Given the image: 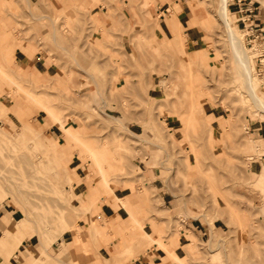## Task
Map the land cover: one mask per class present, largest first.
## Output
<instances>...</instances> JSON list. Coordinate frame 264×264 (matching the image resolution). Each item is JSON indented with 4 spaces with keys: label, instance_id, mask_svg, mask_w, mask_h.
Listing matches in <instances>:
<instances>
[{
    "label": "rangeland",
    "instance_id": "1",
    "mask_svg": "<svg viewBox=\"0 0 264 264\" xmlns=\"http://www.w3.org/2000/svg\"><path fill=\"white\" fill-rule=\"evenodd\" d=\"M78 1L83 6L63 11L47 7V13L55 20L52 36L47 32L52 25L48 20L35 22L33 29L27 30L39 34L36 35L39 50L47 63H53L51 74L40 73L38 79L23 80L20 78L23 74L16 73L1 52V73L12 83L13 77L16 85L13 90L9 88L8 97L1 99L7 105L12 104L15 91L16 96L33 106L31 120H43L45 111L55 124L43 128L44 137L53 135L46 154L54 165L50 171L41 170L44 156L35 153L45 143L42 137V144L27 138L22 145L20 133L13 138L11 133L0 129V190L19 199L20 204L26 205L29 216L41 221L34 231L43 241L49 237L43 231L46 225L54 236L66 229L77 234V220L85 218V212L75 210L78 201L73 190L78 189L74 182L83 181L101 196H115L112 182L119 185L133 182L129 177L126 181L124 175L141 173L147 165L144 155L148 153L155 158L153 164L159 166V184L173 195L174 207L170 211L159 206V197L139 177L147 208L142 228L135 233L144 231L143 221L147 219L151 234L158 235L156 242L168 256L180 257L185 264H264V133L260 130L262 135L253 137L249 129L250 121L252 126L261 125L264 129V111L243 93L225 26L218 14V0H176L183 25L186 26L187 19L193 26L195 41L187 40L174 0H169L168 14L177 18L178 27H171V34L162 32L158 46L152 47L148 45V30L161 27L159 21L163 23L164 19L160 18H166L162 15L164 6L156 7L159 0L150 5L148 0L127 3L111 0L109 4L102 0ZM243 1L241 6L252 7L249 22L261 27L260 38L247 42L249 36L244 34L247 23L240 20L237 0H228L227 20L242 36L253 63L254 87L264 100V59H259L264 57V0L240 3ZM16 9L21 21L14 23L20 28L17 32L26 35L22 27L31 25L34 19L27 14L29 7L19 4ZM107 11L121 14V23L107 29L95 24L93 12L101 16ZM109 29L110 37L101 39V32L105 34ZM149 68L155 72H148ZM58 71L68 84L66 88L60 87L53 77ZM150 78L157 82L154 98L144 97L136 83L139 81L146 87ZM146 108H150L147 114ZM211 111L221 116L217 119L220 128H212ZM8 114L18 128L19 116ZM172 116L177 118L174 126L168 122ZM58 118L64 119L68 132ZM0 126L5 127L1 119ZM74 154L80 158V175L73 166L76 162L69 163ZM33 165L40 172L31 171ZM98 167L107 183L99 177ZM91 205L95 202L91 201ZM154 216L171 219L168 223L159 220L162 225L156 231ZM197 216L209 224L207 234L199 239L191 233L193 241L188 251L182 256L170 254L161 234L169 237L171 232L173 240L178 228H185V218ZM214 221L219 226H214ZM187 231L190 237V229ZM63 236L69 238L70 231ZM77 237L83 241L78 234ZM87 242L86 239L78 245L75 253H91ZM152 243L136 249L120 246L115 256L109 251L103 256L96 250L94 257L99 264H134L138 251ZM50 260V264L70 263L66 259Z\"/></svg>",
    "mask_w": 264,
    "mask_h": 264
},
{
    "label": "crops",
    "instance_id": "2",
    "mask_svg": "<svg viewBox=\"0 0 264 264\" xmlns=\"http://www.w3.org/2000/svg\"><path fill=\"white\" fill-rule=\"evenodd\" d=\"M102 1L104 4H109L111 0ZM125 1V3H127L129 0ZM156 1L157 0H148L147 4L150 5ZM40 3L43 4L41 7L34 6ZM174 3L175 5L173 6L176 9L175 11L177 17L182 24L187 40H197L195 34L192 32L193 26L188 24L187 19L184 21L186 26L183 25V21L179 17L180 10L177 9L178 2L174 0ZM19 4L21 7L23 5L29 7V13L27 11L26 12L35 20L30 21L31 25H28L25 28L22 27L23 30L26 29L27 32L28 29H33V23H42L45 20H48L52 25L47 32L50 36H52L55 33V20L53 15L47 13V7L49 6L52 9L57 8L59 11H63L67 10L69 7L71 8L72 6L81 7L83 6V3L78 0H0V62L2 61L1 52H4L5 58L8 59L7 62L9 66L12 67L16 73L21 75L23 74V77L20 78L26 81H32L29 77H36V79H38V74L40 75V73L43 76L51 74L50 71L53 68V63H47L45 55H43L41 50H39L37 43V41L40 42L38 40L39 36L36 37V35H39L38 33L35 34L27 32L26 35H24L23 32H17L20 28L14 23L21 22L17 18L16 14V7ZM108 6L112 7V5ZM131 6L132 5H130V7ZM161 6H164V12L162 15L163 17L165 15L166 18H160L164 19L162 20L163 23H160L159 21L161 27L151 28L148 30L150 33V40L148 41L149 47L155 45L158 46V37L162 36L164 33L166 35L168 33L171 34L170 28L172 27V29H174L178 27L177 18L172 13L168 14L170 11L169 6H171L170 1L159 0L156 7L159 8ZM117 13L118 12L115 11L114 14H111L110 11H107L106 14L100 16L93 12V17L96 22L95 24L106 29L115 27L117 24L121 23L123 18L121 14ZM160 14L161 13H159V15ZM168 18L170 25L167 23ZM162 32L164 33L162 34ZM156 33H158V35ZM111 34V29H109V32L105 34L101 32V39H107ZM170 38L174 39L175 37L171 36ZM152 70L155 72L154 68H149L148 72L152 73ZM53 77L57 80L60 87L66 88L68 86L67 82L61 77V73L59 71L56 72ZM10 78L15 83V79H13V77ZM149 81L150 85L148 84L149 86L147 85L146 87L141 85L142 83L139 81H136L137 86L142 90H140V93L144 92V97H157L155 94L157 91V82L154 80L151 81V78ZM162 81L163 77L160 78L159 83L162 84ZM125 82L126 81L124 80L123 83L125 84ZM14 83L7 81L6 78L3 77L0 68V119L5 124V127L0 126V128L4 131V133H11L10 135L13 138L20 133V142L22 145L27 143V141L25 142L27 138L36 141L38 144H42V141L40 140V137H42L45 143L43 142V145H41L40 149H37V152L35 153L37 156L39 153L44 156L43 162H45V164L41 167L42 171L53 170L54 165H52L51 161L46 157L49 150V148H47L48 140H51L53 135L44 137L43 128L50 126L51 124H55V121H53L54 118L48 112L41 110L45 113L44 119H37L36 121L31 120L29 118V114L33 109V106H31L27 100L16 96L15 91H12L13 95H15V97L13 96V103L10 105L4 103L1 98L3 96L8 97L7 91L9 88L13 90L12 88L16 86ZM16 83L19 85L18 82ZM43 106L46 110L48 109L47 106ZM148 109L150 108H146L145 114H147ZM9 112L19 116L20 124L18 128L14 127L15 123L11 120L8 114ZM211 115V123L213 125L212 128H214V126L220 128L219 120L217 119L221 116L212 111ZM58 120H60V125L64 128V130L68 132L69 130L65 127L63 122L64 119L62 121L58 118ZM176 120L177 118L175 116L168 118V122H171V126L175 125ZM252 123L253 122L250 121L249 124L251 135H253V137L258 134L262 135V133H264V129L261 128V125L252 126ZM11 128H13L14 131L11 130ZM260 130H262V133H260ZM52 131L53 130H51V132ZM171 133L172 132H170V134ZM74 157H72L69 163L76 162L73 166L75 167L78 175H80L78 171L81 163L80 158L75 154ZM154 159L155 158H153L151 154H145L144 160L147 162L145 169H142V172L136 176H133V174L124 175L126 181V178L129 177L130 179H134L133 182L122 183L120 185L112 182L113 192L117 197L112 194L101 196L97 189H88L87 185L83 181L78 182L76 180L74 182L73 186L78 189L77 191L73 190L78 201V204L74 206L75 210L79 213L82 211L85 212V218H79L77 220L79 228H77L76 231L78 236L82 237L83 241L86 239L89 241L87 244L89 243L88 245L91 249V253H86L85 251H80L78 254L75 253V248L78 245L83 244V241L78 240L77 234L71 232L70 229H66L60 235L54 236L49 234V229L46 225L44 226L43 231L49 237L47 241H43L41 236L36 234L34 231L35 227L41 225V221H39L36 217H30L26 212V205L20 204L19 199L13 198L10 195L6 196V194L0 190V264H50V262H52L50 258L60 261L62 259L70 260V263L68 264H73L76 261L79 262V264H99L98 260H95L94 257V251L96 250L103 256L108 255V251L112 256H115L120 246H123L125 249H136L143 246V244L150 242L153 243L146 246L144 250L138 251L137 256L133 260L134 264H185L180 257L177 258V260L173 256H168L165 249L162 248V245H159L156 242L158 235L155 233L151 234L152 228L147 219H144L143 221V234L135 233L136 229L142 228L140 224H142L141 220L145 217L144 213L147 208L143 203L145 200V194L142 192V185L137 180L139 177H142L143 180L147 181L148 186L153 190V194L159 197V206H166L170 209V211L173 210L174 207V198L172 193L164 190L163 186L159 184L161 183V176L158 169L159 166L153 164ZM96 163L99 164L98 161H96ZM98 168L100 169L99 177L107 183L101 167ZM108 187L110 188V185H108ZM6 197L8 198L6 199ZM119 198L121 200H119ZM91 201L95 202V205L92 206ZM174 212H171L172 216L175 215ZM149 214L153 213L150 211ZM199 215L201 214H198V216ZM198 216L191 217L187 220L185 218V222L183 224L185 225L186 230L185 228L179 227L177 232L178 234L173 240L171 239V232L169 233V237H164V234H161V240L166 242L168 247L171 249L169 251L170 254L182 256L184 252L188 251L189 244L193 241L191 233L196 234L199 239L203 238L207 234L209 224L206 220L201 219ZM153 218L156 220L154 227V230L156 231H158L162 225L159 223V220L168 223L171 219L166 217L159 219L160 217L158 216H154ZM71 220L74 222L73 218ZM214 226H219V224H216L214 221ZM188 229H190L191 239L188 236ZM66 231H70L69 238H65L63 236V233ZM189 239L190 241H187ZM108 247L109 250H107ZM101 249H103V251ZM73 254L74 257L72 256Z\"/></svg>",
    "mask_w": 264,
    "mask_h": 264
},
{
    "label": "bare ground",
    "instance_id": "3",
    "mask_svg": "<svg viewBox=\"0 0 264 264\" xmlns=\"http://www.w3.org/2000/svg\"><path fill=\"white\" fill-rule=\"evenodd\" d=\"M218 14H219L220 18L222 19L223 24L225 26L224 27L225 33L227 35V39L229 41V44L231 46V50L233 52L232 55H233L234 60H235L236 69L238 70V73H239L238 79L242 84L241 86L243 88V93H245V95L248 97V99L251 100V102L257 108H260L261 110L264 111V100L257 93V91L254 87V83H253L254 74L252 72L253 63H252L251 56L249 55V53L245 47L246 45L244 46V42L242 40L241 34L239 33V31H237L235 29V27L233 28L227 20L228 0H218ZM22 89H24V88H22ZM5 159H7V158H5ZM31 171L40 172V169H38L37 166L33 165Z\"/></svg>",
    "mask_w": 264,
    "mask_h": 264
},
{
    "label": "built area",
    "instance_id": "4",
    "mask_svg": "<svg viewBox=\"0 0 264 264\" xmlns=\"http://www.w3.org/2000/svg\"><path fill=\"white\" fill-rule=\"evenodd\" d=\"M239 1V2H238ZM241 0H237V4L238 6V13L240 15V20L242 21V23H247L245 24V35L249 36V39L247 42H250L251 40H256L260 38V34H261V27H259V25H253L252 23L249 22L250 20V16H251V12H252V7L251 6H241L243 3H245L244 1L240 3ZM241 6V7H240ZM260 61L264 59V57H260L259 58Z\"/></svg>",
    "mask_w": 264,
    "mask_h": 264
}]
</instances>
